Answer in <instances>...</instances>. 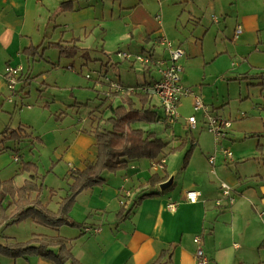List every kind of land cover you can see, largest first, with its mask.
I'll use <instances>...</instances> for the list:
<instances>
[{
  "label": "rangeland",
  "instance_id": "obj_1",
  "mask_svg": "<svg viewBox=\"0 0 264 264\" xmlns=\"http://www.w3.org/2000/svg\"><path fill=\"white\" fill-rule=\"evenodd\" d=\"M123 2L125 7H130L123 10L131 13L130 22L124 21L123 17L117 19V14L113 19L108 14L102 18L99 2L95 5L97 19L82 24L86 26L87 35H90L88 41L67 43L70 36L66 35L61 41L60 35L65 33L58 31L57 37L51 40L57 44L55 48H50L48 42L40 47L42 59L22 60L24 73L30 76L29 85L24 92H19L10 99V94L0 97V132L6 126L13 129L21 126L31 137L27 142L7 141L0 145V149L5 148V152L0 153V181L14 177L15 182L20 184L26 178L25 175H19L20 163H36L45 187L42 200L48 202V209L51 211L56 209L57 202L65 195L68 187L62 176L53 174L57 166L55 153L60 154L66 148L77 126L80 129L88 128L85 120H96L110 102L119 104L115 99L102 101L111 93L110 85L103 80L107 78L111 83L129 88L138 87L145 81L150 83L159 77L151 64L145 65L135 60L136 56L146 58L149 55L141 51L142 47H150L145 41L146 32L140 27L147 14L157 31L173 46H177L178 42L167 35H178L179 43L187 53V59L182 61V78L186 73L194 79L192 88L183 86L194 94L182 97V107L179 110L181 117L171 125L164 124L158 101L152 98L151 109L156 114L155 121H138L133 124V128L154 132L157 138L169 143V149L171 146H178L179 139H187L184 148L165 157L168 171L169 167L178 170L179 185L190 182L193 172L200 169L203 160L207 163V155L215 156L214 151L220 150V146L215 150L214 137L208 132L207 125L201 127V113L194 106V97L201 100L211 118L230 122L228 138L223 144L230 142L229 138L235 139L236 144L244 137L245 140H250L249 137L256 131H261L264 137V79L244 77L246 74L255 76L264 72V0H216L214 4L208 0ZM117 4L111 8L109 4L106 5L107 12L111 9L116 12ZM241 15L245 20L246 30L243 22L238 19ZM157 16L158 22L155 19ZM55 21L53 25H58L63 22V17ZM103 21H107L111 29L107 40L102 44L101 39L106 34ZM237 22L245 35L233 41V31L239 26H235ZM124 24L128 27L125 28ZM51 28L48 30L52 31ZM154 35L157 37L158 34ZM118 54L130 55V59L125 60L118 57ZM187 60L191 65L186 71ZM19 89L20 85L17 84L15 90ZM96 107L100 108L96 110ZM254 110L261 112L260 118L252 115ZM242 114L246 117L243 118ZM106 116L107 113L104 114ZM148 116L149 113L143 112L144 119ZM189 116L195 117L196 129L187 125L186 119ZM37 136L41 138V144L34 141ZM194 141L198 145L191 152L188 165L183 169L185 154ZM16 158L19 162L15 161ZM50 169H53L51 173ZM139 191L136 188L137 197L142 194ZM132 203L133 200L127 201L125 207L130 208ZM59 230L66 229L63 227ZM74 230L82 231L79 228ZM40 232L51 235L53 231L36 225L32 219L0 230L1 235L15 234L19 241H26Z\"/></svg>",
  "mask_w": 264,
  "mask_h": 264
},
{
  "label": "crops",
  "instance_id": "obj_2",
  "mask_svg": "<svg viewBox=\"0 0 264 264\" xmlns=\"http://www.w3.org/2000/svg\"><path fill=\"white\" fill-rule=\"evenodd\" d=\"M215 1L208 0L212 4ZM63 2H72L73 10L61 12L60 4ZM99 2L102 7V18L108 14L113 19L117 14V19L123 17L124 21H131V13L123 11L130 7H125L123 0H0V97L9 94L4 78L5 67L18 65L22 67V60L25 58L22 51L25 48L43 46L46 42L55 43L51 40L57 37L58 31L65 33L60 35L61 41L66 35L70 36L67 43L88 41L90 35H87L86 26L82 24L97 19L95 5ZM107 3L110 8L118 3L116 12L114 9L107 12ZM60 17H63V22L53 25L55 19ZM238 19L243 22L246 30L243 16ZM103 22L106 34L101 39L102 44L107 40V34L111 29L107 21ZM143 23L140 27L146 32L145 41L150 47H142L141 51L149 53L148 58L152 60L166 59L167 52L155 43L154 35L163 34L157 31L148 14ZM124 25L125 28L128 27L127 24ZM238 25L240 26L239 22L235 26ZM49 28L52 31L48 30ZM242 35H245L244 32L240 36ZM131 36L134 38L132 34ZM167 36L177 41V46L183 49L177 34L168 33ZM240 36L234 40L233 34V41H237ZM155 47L159 50L157 51ZM183 51V59H187L185 49ZM189 63L188 60L185 62L186 71L191 65ZM22 68L23 75H26L24 67ZM158 78L150 83L145 81L139 86L150 85ZM181 83L192 88L194 79L185 73L183 78L181 75ZM18 84L21 87V83ZM192 93L194 94L193 91ZM110 99L118 100L120 103L119 96H111ZM158 106L161 109L159 102ZM181 107L180 100L179 110ZM200 113L201 127L204 128L207 125L206 118L202 110ZM252 115L260 118L261 112L254 110ZM143 120L151 123L155 121V116L150 119L149 115L144 119L141 113L140 121ZM85 124L87 125V120ZM164 124L167 125L165 122ZM196 128L197 121L194 129ZM84 129L86 128L80 129L77 126L66 148L60 154L55 153L57 166L53 174L62 176L67 184L68 176L72 171L83 170L86 164L94 162L96 158L95 140L82 132ZM252 134L250 140H245V137L241 140L238 137L241 141L236 144L235 139L229 138L230 142L226 141L223 144L228 138L227 135L220 142L218 152L215 145L216 157L212 156L213 164L209 163L211 156L208 154L207 163L203 160L200 169L193 172L192 180L180 183L181 185L177 181L178 170L169 167L168 171L165 162L163 169L156 172L160 176L169 177L175 171L173 185L167 191L159 192L161 194L158 196L140 201L129 219L122 222L117 219L118 211L127 201L137 198L135 190L147 182L155 172L153 164L148 160H142L133 163L123 172L106 174L105 184L79 194L69 213L71 222L85 224L84 228H81L82 231L74 230L77 229L76 227L64 226L66 230L53 231L51 235L40 232L31 237L45 235L63 238L74 257L82 264H155L156 262L196 264L194 255L198 247L208 258V264H264V137L261 131ZM183 139L186 138L179 139V142L181 143ZM193 144L195 147L198 145L195 141ZM172 147L177 146L170 148ZM224 150L231 152V159L225 157ZM221 183L231 187V196L234 198L232 205H229L222 196ZM191 190L199 193L194 203L188 202L185 198V193ZM127 192L130 196L123 198ZM60 200L61 198L54 211L57 210ZM121 200L123 205L120 204ZM217 200L221 201L220 206L216 205ZM42 203L49 206L47 201L42 200ZM169 204H175L174 210L168 208ZM11 226L4 227L0 224V230L9 229ZM86 229L90 231L86 232ZM195 237L200 238L199 245L194 243ZM17 238L15 234L0 233V244H10L11 241L26 242ZM0 264H54V262L43 257L15 259L0 256Z\"/></svg>",
  "mask_w": 264,
  "mask_h": 264
},
{
  "label": "trees",
  "instance_id": "obj_3",
  "mask_svg": "<svg viewBox=\"0 0 264 264\" xmlns=\"http://www.w3.org/2000/svg\"><path fill=\"white\" fill-rule=\"evenodd\" d=\"M71 10H73L72 2L60 4L61 12ZM49 46L55 48L57 44L50 43ZM40 47H27L22 51V54L27 60L37 61L43 58V53L39 51ZM244 77L246 79H264V72H260L255 76L246 75ZM29 81L30 76L22 73L19 77L21 87L18 91H15V95L23 92L29 85ZM111 96H119L120 103L114 105L113 102H110L100 113L101 116L96 120L89 119L90 122L87 121L88 128L82 130V132L94 138L96 158L94 162L86 164L83 170H75L69 174L68 188L61 198L57 210L51 211L47 205L45 206L42 203V193L45 187L41 182L42 179L39 176L37 164L22 161L19 175H25L26 178L20 184L15 182L14 177L0 181V224L8 227L23 220L32 219L36 225L56 232L64 226L84 228L85 224L71 222L69 213L79 194L105 184L104 174L123 172L133 163L142 160L159 164L165 160L167 154L175 153L184 148L187 143L186 139H183L177 147L169 149L168 142L157 138L154 132L133 128V124L140 121L141 113H149L150 119L156 116L150 106L151 96L139 91L124 94L111 92L102 101L110 99ZM102 106L101 103L100 107ZM100 107H96V110ZM105 113L108 116L104 117ZM29 138H31L30 134L21 126L15 129L6 126L0 132V145L7 141L27 142ZM34 141L38 144L42 142L39 136L35 137ZM194 148L195 144L186 152L184 166L188 163ZM3 152H5V148L0 149V153ZM16 162H19V159ZM49 172H51V169ZM167 178V175L160 176L158 172H154L147 182L138 187L142 194L133 200L131 207L126 208L123 205L118 211L116 215L118 221L122 222L129 219L140 201L160 195L158 185ZM123 198L125 197L123 196ZM0 256L15 259L43 257L53 261L54 264H82L74 257L66 244V240L61 237H48L45 235H34L26 242L0 244ZM155 264L159 263L156 262Z\"/></svg>",
  "mask_w": 264,
  "mask_h": 264
},
{
  "label": "built area",
  "instance_id": "obj_4",
  "mask_svg": "<svg viewBox=\"0 0 264 264\" xmlns=\"http://www.w3.org/2000/svg\"><path fill=\"white\" fill-rule=\"evenodd\" d=\"M159 20V17L156 18ZM242 34L240 26H238L234 31V40H236ZM155 43L163 47L167 52L166 59L163 60H152L148 57L136 56V61L141 64H151L158 72L159 78L156 82L150 85L140 86L138 88L129 87L122 88L115 83H111L107 78L103 81L110 85V91L124 94L139 91L143 94H147L152 98H156L159 102V105L163 112V117L165 122L168 125L174 124L179 118V104L180 100L184 96H193V93L190 89L185 88L181 83V75L183 73V67L181 60L184 57V51L178 46H173V44L163 35L159 34L155 38ZM118 57H121L125 60L130 59V55L127 54H118ZM23 73V68L21 66H6L4 69V78L7 84V90L10 94L9 99L15 96L16 85L19 83V77ZM194 106L198 110H202L206 118V123L208 127V132H210L214 137L215 145L219 146L220 142L224 140L228 134V130L231 127L230 122L223 121L215 118H211L208 115L207 109L202 104L199 98L194 97ZM242 117H245L242 114ZM187 125L194 129L196 126V119L194 116L188 117L186 119ZM223 154L227 159H231V152L224 150ZM17 161V158L15 159ZM214 158H209V163L213 164ZM165 160L161 161L159 164H153L154 171H159L163 169ZM221 192L224 199L227 200L229 205H232L234 198L231 196V187L225 183H221ZM130 194L127 192L124 197H129ZM199 193L196 191H187L185 193V198L188 202L194 203L197 201ZM123 205V201L120 202ZM216 205L220 206L221 201L217 200ZM168 208L174 210L175 204H169ZM89 232V229L85 230ZM194 243L199 245L200 238L195 237ZM195 263L196 264H208V258L205 256L203 250L198 247L195 252Z\"/></svg>",
  "mask_w": 264,
  "mask_h": 264
},
{
  "label": "water",
  "instance_id": "obj_5",
  "mask_svg": "<svg viewBox=\"0 0 264 264\" xmlns=\"http://www.w3.org/2000/svg\"><path fill=\"white\" fill-rule=\"evenodd\" d=\"M175 174L176 173H172L167 180H165L164 182L160 183L158 185V190L159 192H165L167 191L174 183V178H175Z\"/></svg>",
  "mask_w": 264,
  "mask_h": 264
}]
</instances>
